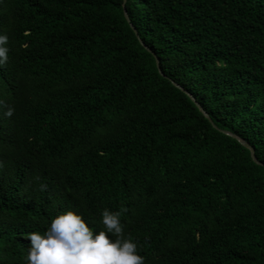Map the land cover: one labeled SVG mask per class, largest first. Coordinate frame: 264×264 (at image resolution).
<instances>
[{
    "label": "trees",
    "instance_id": "obj_1",
    "mask_svg": "<svg viewBox=\"0 0 264 264\" xmlns=\"http://www.w3.org/2000/svg\"><path fill=\"white\" fill-rule=\"evenodd\" d=\"M124 3L0 0V264L105 208L144 264H264V0H127L167 78Z\"/></svg>",
    "mask_w": 264,
    "mask_h": 264
},
{
    "label": "clouds",
    "instance_id": "obj_2",
    "mask_svg": "<svg viewBox=\"0 0 264 264\" xmlns=\"http://www.w3.org/2000/svg\"><path fill=\"white\" fill-rule=\"evenodd\" d=\"M7 43V35H0V65L8 61ZM0 106L7 108L5 116L13 115L14 108L4 101H0ZM46 188L42 186V190ZM120 216V212L105 208L102 223L106 230L94 235L85 219L74 211L58 215L43 234L28 233V264H144L138 244L131 236L125 237Z\"/></svg>",
    "mask_w": 264,
    "mask_h": 264
},
{
    "label": "water",
    "instance_id": "obj_3",
    "mask_svg": "<svg viewBox=\"0 0 264 264\" xmlns=\"http://www.w3.org/2000/svg\"><path fill=\"white\" fill-rule=\"evenodd\" d=\"M125 14H126V17L127 19L130 21L131 25H132V28L135 30V32L137 33V36L139 37L140 41L142 42V44L144 45V47L149 51V53H151L155 59H156V62H157V66H158V69H159V72L160 74L167 78L166 75L163 73V71L161 70L160 68V61H159V58L156 56V54L149 48V45L144 41V39L141 37L140 35V32L139 30L137 29L136 25L132 22L131 20V16H130V13L127 9V0H125ZM174 86H176L177 88H179L180 90H182L183 92H185L191 99L193 102H195L196 106L199 108L200 112L203 113L204 116H206L209 121L212 122V118L211 116L203 109V107L198 103L196 102L195 98L192 97L188 92H186L181 86H179L178 84L176 83H173ZM229 134H231L232 136H234L236 139H238L244 146H246L247 148H249V150L251 151V154H252V158L254 160L255 163L257 164H261L260 162H258L257 158H256V155H255V148L253 146H251L248 142H246L244 139L240 138L239 136L235 135L234 133L232 132H228Z\"/></svg>",
    "mask_w": 264,
    "mask_h": 264
}]
</instances>
